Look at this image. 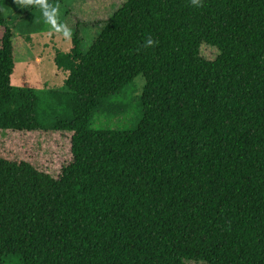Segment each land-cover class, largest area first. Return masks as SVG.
I'll use <instances>...</instances> for the list:
<instances>
[{
	"label": "trees",
	"instance_id": "1",
	"mask_svg": "<svg viewBox=\"0 0 264 264\" xmlns=\"http://www.w3.org/2000/svg\"><path fill=\"white\" fill-rule=\"evenodd\" d=\"M203 4L127 0L89 44L75 27L51 96L70 116L49 126L11 85L0 6V264H264V0ZM138 76L136 127H91ZM34 133L68 137L55 174L25 155Z\"/></svg>",
	"mask_w": 264,
	"mask_h": 264
},
{
	"label": "rangeland",
	"instance_id": "2",
	"mask_svg": "<svg viewBox=\"0 0 264 264\" xmlns=\"http://www.w3.org/2000/svg\"><path fill=\"white\" fill-rule=\"evenodd\" d=\"M127 0H50L49 6L59 10L58 23L66 24L71 32L76 28L84 42L89 44L102 30L107 20ZM3 16L8 26L16 34L12 40L14 46V69L11 85L21 87L23 84L40 94V119L45 126L51 125L55 117L68 118L70 109L67 98L59 101L51 96L62 93L66 73L58 70L54 64L56 51L66 52L70 38L57 32L46 21L44 10L40 5H23L18 0H0ZM205 60L217 56V50L203 44L199 49ZM144 78L136 77L122 89L111 95L98 108L92 117L91 127L116 131L130 130L136 127L141 118L142 108L140 94ZM52 91V92H51ZM53 94H51V93ZM18 136H13V138ZM32 144L33 152L25 149V155L41 168L55 174L56 168L68 162V137L58 133L32 134L27 138ZM185 264H205L186 262Z\"/></svg>",
	"mask_w": 264,
	"mask_h": 264
},
{
	"label": "clouds",
	"instance_id": "3",
	"mask_svg": "<svg viewBox=\"0 0 264 264\" xmlns=\"http://www.w3.org/2000/svg\"><path fill=\"white\" fill-rule=\"evenodd\" d=\"M18 3L23 5H32V4L40 5L44 10L43 14L46 18V21L50 23L57 32H62L66 38H70L71 30L68 28V26L66 24L58 23V15H59L58 8L55 6H49L47 0H18ZM191 4L195 7L204 6L203 0H191ZM155 43L157 42L151 38H148L146 40L144 47H152L154 46Z\"/></svg>",
	"mask_w": 264,
	"mask_h": 264
}]
</instances>
